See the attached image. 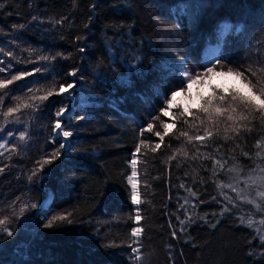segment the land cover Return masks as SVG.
Wrapping results in <instances>:
<instances>
[{
	"label": "trees",
	"instance_id": "obj_1",
	"mask_svg": "<svg viewBox=\"0 0 264 264\" xmlns=\"http://www.w3.org/2000/svg\"><path fill=\"white\" fill-rule=\"evenodd\" d=\"M0 84V264H264V0H0Z\"/></svg>",
	"mask_w": 264,
	"mask_h": 264
},
{
	"label": "rangeland",
	"instance_id": "obj_2",
	"mask_svg": "<svg viewBox=\"0 0 264 264\" xmlns=\"http://www.w3.org/2000/svg\"><path fill=\"white\" fill-rule=\"evenodd\" d=\"M204 57V62L206 67L211 68L212 65L215 63V61L218 58V48L209 46L203 54ZM184 71V76L185 80L187 83V87L185 91H177L169 101V108H180L183 111H188L191 108L197 107V105L200 103L201 97L205 96L208 94L209 91V86L210 84L216 85L218 87H230L232 85H235L239 88H241L244 93H248L250 89L238 79L235 75L229 73V72H213L211 76H208L207 78H203V76L199 77H194L188 75H185ZM76 77V75H73ZM72 87L65 86V91L61 92L60 94L64 96L65 98L70 99L71 101V106L72 102L74 100V93L73 90L78 88V85L76 83L71 84ZM169 108L166 111V116L167 117H172L171 111ZM60 115L58 116V121L61 125L59 129L55 127V136H58L62 139L63 141V148L65 149L66 147L69 146V140L68 136L65 137L63 133L65 132L64 130V125L65 122H69L71 117H72V107H63L60 110ZM56 122V123H57ZM56 125V124H55ZM172 125L169 124L168 128L171 127ZM128 184L131 187L133 191V184L137 185V177L135 175H131L128 178ZM52 192L48 190V200H45L43 203L44 207H47L50 204V198H51ZM135 222H138L137 219ZM140 234V233H139ZM139 235H137L138 237ZM142 246L138 245L136 246V251H140ZM140 254V253H139ZM138 254V255H139Z\"/></svg>",
	"mask_w": 264,
	"mask_h": 264
},
{
	"label": "snow or ice",
	"instance_id": "obj_3",
	"mask_svg": "<svg viewBox=\"0 0 264 264\" xmlns=\"http://www.w3.org/2000/svg\"><path fill=\"white\" fill-rule=\"evenodd\" d=\"M208 71H212V69H208ZM229 71H231V69H229ZM23 75H26V73H21V76H23ZM72 75H75V73H72ZM185 75L187 76L188 74L185 73ZM237 75H243V73H237ZM252 75L255 76L256 73H252ZM13 79H20V76L13 77ZM249 82H250V81H249ZM8 83H11V81H8ZM4 86H6V85H4V84H0V87H4ZM68 87H72V86L69 85ZM60 91H61V92L65 91V88H64L63 86H61ZM261 91H262V94H264V90H261ZM49 95H51V93H49ZM220 99L223 100L224 97H221ZM232 99H233V100H236L237 97L234 96ZM240 99H241V100H245L244 97H241ZM247 103L250 104L251 101L248 100ZM260 107H261L262 110H264V101H261V105H260ZM231 110H232V112H235V111H236L235 108H232ZM9 111H12V110L10 109ZM205 111H207V109H205ZM215 111H216L217 113H219V112L221 111V109H220V108H216ZM60 114H61L60 112L57 113L58 116H59ZM209 118L211 119V116H210ZM228 119L231 120V119H233V117H232L231 115H229ZM241 119H247V117H243V116H242ZM60 127H61L60 123L57 122V123H56V128L59 129ZM149 127L151 128V125H150ZM182 134H183V133H182ZM63 135H64L65 137H67V136L71 135V133L65 131V132L63 133ZM157 135H160V133H157ZM208 135H211V133H208ZM196 139L199 140V139H203V138L197 136ZM157 147H158V146H157ZM137 151H139V148H137ZM46 163H47V161H46ZM132 166H133V175H135V174H136V173H135V161H133V165H132ZM132 202L135 203V204H139V203H140V200L138 199V193L136 192V186H135V184H133ZM57 219H58V220H63V219H65V217H63V216H59V217H55V218H54V220H57ZM136 219H137V221H139V220H140V217L137 216ZM53 222H54V221H49V224H48L47 226L50 227L51 224H52ZM3 223H4V221H3V220H0V224H3ZM140 231H141V230L138 229V228H137V229H133L132 235H133V236H137V235H139Z\"/></svg>",
	"mask_w": 264,
	"mask_h": 264
},
{
	"label": "built area",
	"instance_id": "obj_4",
	"mask_svg": "<svg viewBox=\"0 0 264 264\" xmlns=\"http://www.w3.org/2000/svg\"><path fill=\"white\" fill-rule=\"evenodd\" d=\"M69 147V146H68ZM68 147L65 148V150L68 149ZM136 186V192L138 193V199L140 200V195H139V189H138V182H137V185ZM135 204V203H134ZM135 205H139V204H135Z\"/></svg>",
	"mask_w": 264,
	"mask_h": 264
},
{
	"label": "bare ground",
	"instance_id": "obj_5",
	"mask_svg": "<svg viewBox=\"0 0 264 264\" xmlns=\"http://www.w3.org/2000/svg\"><path fill=\"white\" fill-rule=\"evenodd\" d=\"M137 177V176H136ZM134 204V203H133ZM135 205V204H134ZM135 206H138V205H135Z\"/></svg>",
	"mask_w": 264,
	"mask_h": 264
},
{
	"label": "water",
	"instance_id": "obj_6",
	"mask_svg": "<svg viewBox=\"0 0 264 264\" xmlns=\"http://www.w3.org/2000/svg\"><path fill=\"white\" fill-rule=\"evenodd\" d=\"M49 198H46V200H48Z\"/></svg>",
	"mask_w": 264,
	"mask_h": 264
}]
</instances>
